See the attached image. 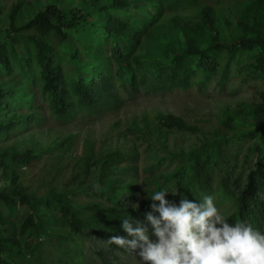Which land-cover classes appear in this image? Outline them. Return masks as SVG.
I'll list each match as a JSON object with an SVG mask.
<instances>
[{
	"label": "trees",
	"instance_id": "trees-1",
	"mask_svg": "<svg viewBox=\"0 0 264 264\" xmlns=\"http://www.w3.org/2000/svg\"><path fill=\"white\" fill-rule=\"evenodd\" d=\"M210 1L0 0V264H125L135 253L105 241L131 239L124 218L144 222L153 239L149 195L165 188L177 205L212 196L230 224L245 221L264 234V87L258 101L226 114L222 128L187 149L166 150L162 140L197 132L182 117L133 121L126 132L149 149L142 165L135 147L102 151L89 139L72 153L71 134L42 149L14 143L49 120L115 112L141 90H202L215 76L224 84L232 63L264 84V0ZM250 140L245 158L256 156L243 182L229 172L236 157L228 146ZM159 146L164 154L151 150ZM42 153L54 154V171L32 184L25 169ZM94 168L104 191L86 182Z\"/></svg>",
	"mask_w": 264,
	"mask_h": 264
},
{
	"label": "rangeland",
	"instance_id": "rangeland-1",
	"mask_svg": "<svg viewBox=\"0 0 264 264\" xmlns=\"http://www.w3.org/2000/svg\"><path fill=\"white\" fill-rule=\"evenodd\" d=\"M219 1L220 7L231 6L236 2V0ZM210 3L215 4L216 2L213 0ZM4 23L5 21H0V26ZM236 67L240 66L232 63V74L224 84H219L218 77L215 76L202 90H199L196 84L186 91L147 93L141 90L137 96L126 100L115 112L96 116L80 114L66 125H59L49 120L40 128L22 132L14 139V143H19V148L22 149L25 144L34 142L38 148L42 149L53 141L71 134L76 138V143L70 150L72 153L78 154L82 149V144L89 139L102 151L114 148L128 150L135 147L140 154L139 163L142 165L148 162L149 149L145 143L140 144V140H136L134 136L126 132V128L131 126L133 121H140L142 116H153L159 112L182 117L197 128L196 133L173 131L162 136L166 150L179 151L197 145L204 136H210L211 132L222 128L220 119L226 114L237 112L242 104H250L259 100V92L264 84L250 76L244 79L243 73L236 74ZM67 71L73 76L82 75L69 67ZM252 142L250 140L243 145L236 143L228 146L236 157V160L230 163L229 172L233 173V177L240 176L243 182L245 181L244 175L253 166L256 156L254 154L245 158L246 148ZM151 150L159 154L166 152L161 146L157 150L152 147ZM53 155L42 153L38 160L25 169L26 180L32 184H38L42 179H46L54 171ZM170 165L173 166V164ZM63 173L64 171L59 174L58 180L63 179ZM98 173L99 168H94L86 182L90 183L97 192H101L107 185L100 183ZM152 240H155V236ZM108 255L111 257V254ZM123 259L125 264H144L136 254L128 253L123 256Z\"/></svg>",
	"mask_w": 264,
	"mask_h": 264
},
{
	"label": "clouds",
	"instance_id": "clouds-1",
	"mask_svg": "<svg viewBox=\"0 0 264 264\" xmlns=\"http://www.w3.org/2000/svg\"><path fill=\"white\" fill-rule=\"evenodd\" d=\"M168 193L165 188L149 195L145 220L155 240L144 222L124 218L122 228L131 239L112 236L105 243L135 253L144 264H264L260 231L245 221L230 224L212 196L198 203L182 198L177 205L166 199Z\"/></svg>",
	"mask_w": 264,
	"mask_h": 264
}]
</instances>
